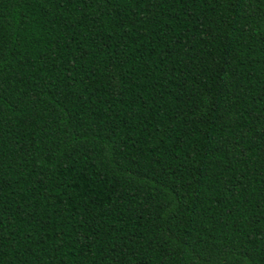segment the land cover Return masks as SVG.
Returning <instances> with one entry per match:
<instances>
[{
	"label": "trees",
	"instance_id": "obj_1",
	"mask_svg": "<svg viewBox=\"0 0 264 264\" xmlns=\"http://www.w3.org/2000/svg\"><path fill=\"white\" fill-rule=\"evenodd\" d=\"M0 264H264V0H0Z\"/></svg>",
	"mask_w": 264,
	"mask_h": 264
}]
</instances>
